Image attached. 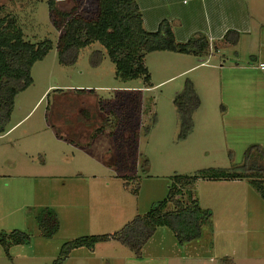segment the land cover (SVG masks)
<instances>
[{"label": "rangeland", "instance_id": "obj_1", "mask_svg": "<svg viewBox=\"0 0 264 264\" xmlns=\"http://www.w3.org/2000/svg\"><path fill=\"white\" fill-rule=\"evenodd\" d=\"M96 4L77 0L63 14L79 5L78 14L92 20ZM0 6V17L15 18L24 40L52 43L0 134V233L29 237L26 245H11L9 256L0 246V264H57L63 244L112 235L146 214L166 198L172 177L229 170L243 163L248 148L264 150V23L258 18L264 0H247L254 26L235 46L223 44L210 57L148 54L147 83L116 78L98 43L79 51L74 63L60 64L64 25L54 27L47 0H0ZM188 82L200 103L192 132L180 139L173 100ZM76 130H86L82 140ZM193 189L210 213L198 239L180 244L169 229L157 228L140 258L109 241L74 249L60 264H264V201L257 192L244 180L199 179ZM45 209L59 225L49 239L35 220Z\"/></svg>", "mask_w": 264, "mask_h": 264}, {"label": "trees", "instance_id": "obj_2", "mask_svg": "<svg viewBox=\"0 0 264 264\" xmlns=\"http://www.w3.org/2000/svg\"><path fill=\"white\" fill-rule=\"evenodd\" d=\"M56 1L47 0V3L54 27L57 29L62 22L64 25L57 42L60 64L74 63L79 51L98 43L113 64L116 78L124 82L136 79L149 82L150 76L144 66L148 54L170 52L208 57L218 52L223 44L235 46L239 41V33L227 31L221 45L213 48L207 37L200 33L193 34L184 43H178L171 24L165 20L158 24L156 31L147 32L143 28L140 10L133 0H96L97 13L92 20H86L78 14L81 9L79 5L71 14L60 13L56 9ZM71 1L77 3V0ZM59 21L62 22L58 24ZM23 37L15 18L0 17V134L6 132L16 96L32 85V67L44 59L52 48L51 41L31 43ZM199 103L189 82L184 91L174 98L173 104L180 123V139H185L192 132V117ZM97 132L100 133V129ZM199 179L244 180L264 201V150L258 146L248 148L243 163L229 170H205L195 176L172 177L166 198L152 205L146 214L136 216L112 235L81 237L63 244L57 264L74 249H92L96 243L109 241H117L140 258L142 248L157 228L169 229L180 244L198 239L202 224L210 217V213L203 211L194 199L193 188ZM182 195L185 196L183 200L180 199ZM35 220L38 231L46 239L52 238L59 229L56 214L50 209L40 211ZM28 243L29 237L22 232L14 231L9 235L0 233V246L7 256L11 245Z\"/></svg>", "mask_w": 264, "mask_h": 264}, {"label": "crops", "instance_id": "obj_3", "mask_svg": "<svg viewBox=\"0 0 264 264\" xmlns=\"http://www.w3.org/2000/svg\"><path fill=\"white\" fill-rule=\"evenodd\" d=\"M133 1L140 10L145 31L154 32L161 21L167 20L172 23V31L178 43H184L193 34L200 33L207 37L213 48L222 43L227 31L247 34L254 26L252 16L246 9L247 0H190L188 3L184 0ZM71 4V0H58L55 6L57 11L64 13V6L71 7ZM258 18L263 24V15L258 14ZM75 132L79 133L80 139L85 137L86 130Z\"/></svg>", "mask_w": 264, "mask_h": 264}]
</instances>
